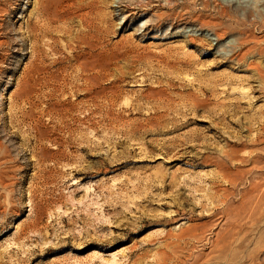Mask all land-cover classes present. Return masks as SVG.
I'll use <instances>...</instances> for the list:
<instances>
[{"label":"rangeland","instance_id":"374dc122","mask_svg":"<svg viewBox=\"0 0 264 264\" xmlns=\"http://www.w3.org/2000/svg\"><path fill=\"white\" fill-rule=\"evenodd\" d=\"M0 264H264V0H0Z\"/></svg>","mask_w":264,"mask_h":264}]
</instances>
